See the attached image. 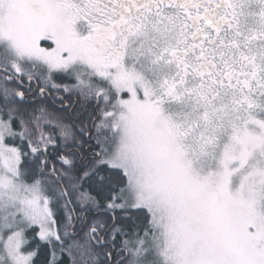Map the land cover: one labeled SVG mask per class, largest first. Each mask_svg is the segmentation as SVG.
<instances>
[{"label":"snow or ice","instance_id":"snow-or-ice-1","mask_svg":"<svg viewBox=\"0 0 264 264\" xmlns=\"http://www.w3.org/2000/svg\"><path fill=\"white\" fill-rule=\"evenodd\" d=\"M264 264V0H0V264Z\"/></svg>","mask_w":264,"mask_h":264},{"label":"trees","instance_id":"trees-1","mask_svg":"<svg viewBox=\"0 0 264 264\" xmlns=\"http://www.w3.org/2000/svg\"><path fill=\"white\" fill-rule=\"evenodd\" d=\"M43 259H44V256H43V254H42L41 257L39 258L37 264H42Z\"/></svg>","mask_w":264,"mask_h":264}]
</instances>
